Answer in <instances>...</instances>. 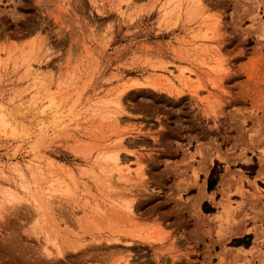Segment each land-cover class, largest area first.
<instances>
[{
	"label": "rangeland",
	"instance_id": "rangeland-1",
	"mask_svg": "<svg viewBox=\"0 0 264 264\" xmlns=\"http://www.w3.org/2000/svg\"><path fill=\"white\" fill-rule=\"evenodd\" d=\"M1 115L0 264H264V0H0Z\"/></svg>",
	"mask_w": 264,
	"mask_h": 264
},
{
	"label": "bare ground",
	"instance_id": "bare-ground-1",
	"mask_svg": "<svg viewBox=\"0 0 264 264\" xmlns=\"http://www.w3.org/2000/svg\"><path fill=\"white\" fill-rule=\"evenodd\" d=\"M198 1H200V0H198ZM29 67H32V65L31 64H29ZM184 74V73H183ZM134 83H136V84H139V85H142L143 83H141V82H134ZM47 99L49 100V107L50 108H55V107H58V104L56 103V101H55V98H53V97H51L50 96V94H48V96H47ZM120 100H121V98H120V95H118V96H116L115 98H113L112 99V101H111V103L114 105V108H115V110L117 109H119V107H120ZM115 112H113L112 114H114ZM117 113V112H116ZM9 126V122L5 119V116H3V115H1L0 116V127L2 128V130L4 129H6L7 127ZM3 130V131H4ZM6 131V130H5ZM108 157L115 163V165L117 166V170L119 171V169L122 167L121 166V160H120V157H119V155H118V153L117 154H110V155H108ZM208 168V167H207ZM209 169V168H208ZM207 171V170H206ZM19 173H20V177H21V182H22V186L26 189V190H29L28 192V194H32L33 195V192L32 191H30V189H29V183L27 182V178L25 177V171H23V169L22 168H19ZM122 173V172H121ZM120 176H122V177H124L123 175H121V174H119ZM125 178V177H124ZM126 180H128V178L126 177ZM204 195H205V191L204 190H202L201 191V194L199 193V196H201V197H204ZM34 196V195H33ZM200 197V198H201ZM16 198H18V196H16V195H14V194H10V195H8V200H10L11 202H14V200L16 199ZM36 200V199H35ZM48 200L49 199H47L46 201L47 202H45V201H43V200H41V197L40 196H37V200H36V202L38 203V206H41V207H43V208H48L49 207V204L51 203V201L49 200V202H48ZM127 209L129 210V211H132V204H127ZM129 242V241H128ZM255 242H259V240L258 239H255ZM257 246L258 245H254L253 247H252V249L253 250H256V248H257ZM252 250V251H253Z\"/></svg>",
	"mask_w": 264,
	"mask_h": 264
},
{
	"label": "trees",
	"instance_id": "trees-1",
	"mask_svg": "<svg viewBox=\"0 0 264 264\" xmlns=\"http://www.w3.org/2000/svg\"><path fill=\"white\" fill-rule=\"evenodd\" d=\"M222 172H223L222 164L217 161L214 167L212 168L210 175L208 177L209 191H212L216 188ZM203 208L206 213H210L214 211V209L211 207V205L208 202H205ZM236 242L238 245H241L243 241L242 239H237Z\"/></svg>",
	"mask_w": 264,
	"mask_h": 264
},
{
	"label": "crops",
	"instance_id": "crops-1",
	"mask_svg": "<svg viewBox=\"0 0 264 264\" xmlns=\"http://www.w3.org/2000/svg\"><path fill=\"white\" fill-rule=\"evenodd\" d=\"M243 235V234H242ZM241 236V235H240ZM255 236H256V238L255 239H258L259 241H260V238H261V233L260 232H257L256 234H255ZM237 248H242V247H236V249ZM243 249V251H248V250H250V248H246V247H243L242 248ZM236 253V252H235ZM241 256V255H240Z\"/></svg>",
	"mask_w": 264,
	"mask_h": 264
}]
</instances>
